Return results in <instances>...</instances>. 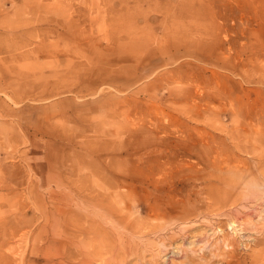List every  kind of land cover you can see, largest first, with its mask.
Returning a JSON list of instances; mask_svg holds the SVG:
<instances>
[{
	"label": "rangeland",
	"instance_id": "1",
	"mask_svg": "<svg viewBox=\"0 0 264 264\" xmlns=\"http://www.w3.org/2000/svg\"><path fill=\"white\" fill-rule=\"evenodd\" d=\"M74 263L264 264V0H0V264Z\"/></svg>",
	"mask_w": 264,
	"mask_h": 264
},
{
	"label": "bare ground",
	"instance_id": "2",
	"mask_svg": "<svg viewBox=\"0 0 264 264\" xmlns=\"http://www.w3.org/2000/svg\"><path fill=\"white\" fill-rule=\"evenodd\" d=\"M229 214H230V213H229ZM241 217H242V216H241ZM197 220H198V219H197ZM241 220H242V219H241ZM238 222H239V221H238ZM240 222H242V224L246 223L245 220H244V221H240ZM250 222H251V221H250ZM250 222H249V223H250ZM234 223H235V222H234ZM195 224H196V223H195ZM240 224H241V223H240ZM246 224H247V223H246ZM213 225H214V224H213ZM234 225H235V224H234ZM237 225H238V224H237ZM248 225H249V224H248ZM208 226H209V225H208ZM208 226H207V227H208ZM216 226H218V225H216ZM229 226H230V225H229ZM231 226H232V225H231ZM241 226H242V225H241ZM238 227H240V226L238 225ZM233 228H234V227H233ZM236 228H237V227H236ZM240 228H241V227H240ZM248 228H249V226H248ZM208 229H209V228H208ZM212 229H213V228H212ZM212 229H211V230H212ZM219 229L221 230L222 227L219 228ZM238 229H239V228H238ZM241 229H242V228H241ZM243 229H244V228H243ZM245 229H246V228H245ZM251 229H252V228H251ZM206 232H207V231H206ZM209 232H210V231H209ZM209 232H208V234H209ZM213 232H214V231H213ZM219 232H220V231H219ZM184 233H185V232H184ZM210 233H211V232H210ZM14 234H15V233H14ZM212 234H213V233H212ZM164 237H165V236H164ZM183 237H184V236H183ZM211 237H212V236H211ZM211 237H210V238H211ZM210 238H209L208 240H210ZM212 239H213V238H212ZM225 239H226V238H225ZM205 240H206V239H205ZM221 240H222V239H221ZM223 240H224V238H223ZM228 240H229V239H227V241H228ZM171 241H172V240H171ZM214 241H215V240H214ZM169 242H170V241H169ZM219 242H221V241H219ZM223 242H224V241H223ZM225 242H226V241H225ZM230 242H231V241H230ZM161 243H162V242H161ZM161 243H160V244H161ZM206 243H207V242H206ZM212 243H214V242H212ZM221 243H222V242H221ZM227 243H228V242H227ZM227 243H225V244L227 245ZM189 244H191V242H190ZM228 244H229V243H228ZM232 244H233V243H232ZM232 244H229V245L232 246ZM163 245H164V243H163ZM165 245H166V244H165ZM208 245H209V244H208ZM211 245H212V244H211ZM215 245H216V243H215ZM222 245H224V243H222ZM229 245H228V246H229ZM220 246H221V245H220ZM161 247H162V246H161ZM205 247L208 248L206 244H204V246H202V247H200V248H205ZM209 248H210V246H209ZM163 249H164V247H163ZM218 249H219V248H218ZM221 249H222V246H221ZM209 250H210V249H209ZM224 250H225V249H224ZM224 250H223V251H224ZM217 251H218V250H217ZM77 252H78V251H77ZM161 252H162V251H161ZM163 254H164V253H163ZM216 254H217V253H216ZM213 256H214V255H213ZM204 258H205V257H204ZM167 259H169V258H167ZM190 260H191V259H190ZM201 260H202V259H201ZM204 260H205V259H204ZM84 263H85V262H84ZM74 264H75V263H74ZM86 264H87V263H86Z\"/></svg>",
	"mask_w": 264,
	"mask_h": 264
}]
</instances>
